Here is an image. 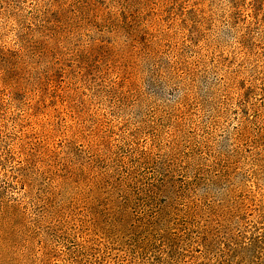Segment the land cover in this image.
Instances as JSON below:
<instances>
[{
  "label": "trees",
  "instance_id": "obj_1",
  "mask_svg": "<svg viewBox=\"0 0 264 264\" xmlns=\"http://www.w3.org/2000/svg\"><path fill=\"white\" fill-rule=\"evenodd\" d=\"M70 1L73 2L49 0V7L44 3L43 16L52 10L63 15ZM98 1L101 0H76L78 7L88 11L93 10ZM1 2L9 3L7 0ZM137 2L126 3L99 17L104 18L106 24L116 26L118 32L124 31L121 41L101 39L84 49V53L76 50L71 53L74 62L67 66L60 64L55 41L49 43L48 49L39 40L35 46L30 44L36 30L30 21L31 15L19 18L16 12H11L7 16L14 17L17 31H24L22 37L16 38L15 50H3L0 46V111L5 121L20 127L18 140L9 150L10 158L16 163H10L8 168L9 182L19 190L17 195L8 196L0 216L5 226L4 249L12 256L9 264H115L114 250L120 251L122 257L116 264H137L140 260L144 264H198L195 255L177 250L174 240L163 234L158 243L161 254L147 257L145 252L156 243V239H152L147 244L150 239L145 230L150 232L151 223L145 230L133 234L131 227L121 230L111 222L114 230H126L131 234L125 240L120 239L119 234L103 235L97 217L89 207L99 200L100 190L109 200L115 195L124 203L127 190L138 189L144 178L142 175L153 180L162 174V170L176 169L171 166L177 162L178 145L186 140L180 128L184 117L179 115L167 125L173 129L172 140L163 149L159 140L162 119L156 120L151 111H144L140 100L139 62L154 60L156 69L148 70L152 75H166L178 82L186 79L195 82L204 75L205 68L200 67L204 63L201 62L203 57L198 55L191 59L187 54L186 49L191 45L187 43L191 40L189 33L205 29L213 34L215 16L219 14L230 20L235 31L246 22L245 28L254 22L264 24V0ZM143 19L140 25L139 21ZM100 27L104 28L103 25ZM45 30L54 29L42 25L36 34ZM240 38L245 40L243 35ZM94 52L98 53L97 58ZM89 62L95 64V77L100 80L96 86H87L88 80L82 78ZM193 96L197 98L195 94ZM182 100L186 101L184 97ZM245 101L247 108L255 112L253 120L264 118V96L260 102L248 101V96ZM56 103L73 118L69 140L82 138L79 152L87 157L82 163L66 157L59 163L54 161L48 139L54 134H66L57 127L60 123L55 109L50 115L51 120L45 122L52 125L51 129L48 130L45 124H39L36 130L28 123L26 125L40 106L50 108ZM251 120L247 117V121ZM116 130L120 137L118 144H114ZM258 130L255 134L264 138V126H259ZM142 135L149 140L147 148L133 145L129 154L122 150L125 143L135 144ZM180 154L179 165L186 171L192 163L190 155L184 151ZM125 158H130L131 164ZM137 165L147 168V172L137 173ZM97 168L103 169L98 171ZM60 175L63 176L61 181L57 179ZM68 184L73 185V191L66 195L63 188ZM108 203L100 200L97 204ZM227 234L225 230L223 235ZM199 241L200 246L210 250L215 248L217 234L205 231ZM262 242L255 237L241 250H254ZM221 243L227 250H232L231 244ZM129 248H133L132 253ZM206 255L200 257L204 260Z\"/></svg>",
  "mask_w": 264,
  "mask_h": 264
},
{
  "label": "rangeland",
  "instance_id": "obj_2",
  "mask_svg": "<svg viewBox=\"0 0 264 264\" xmlns=\"http://www.w3.org/2000/svg\"><path fill=\"white\" fill-rule=\"evenodd\" d=\"M48 1L7 0L9 3L6 5L0 0V46H3V50H15L16 38L24 33L23 29L17 31L14 17L7 16L11 12H16L19 18L31 15L30 21L36 30L31 35L30 44L35 46L39 40L48 49L49 43L55 41L60 64L67 66L74 62L71 53L76 50L84 53V49L91 47L92 43H99L101 39L115 38L121 41L124 31L118 32L116 26L106 24L104 18L99 17L116 11L126 3H138V0H101L93 10L88 11L72 0L64 8L63 15L52 10L43 16V6L45 3L49 7ZM139 14L142 15L141 12ZM119 22L122 24L121 20ZM143 22L144 19L139 24ZM214 23L213 34L199 29L188 36L191 40H187V43L191 45L186 49L187 54L191 59L198 55L203 57L201 62L204 63L200 67L205 68V73L199 80L178 82L166 75H152L148 70L156 69L154 60L139 62L140 100L144 111H151L156 120L162 119L159 140L163 149L172 140L173 129L167 125L179 115L184 117L180 128L186 140L183 139L178 145V159L171 166L176 169L169 172L162 170V174L156 175L153 180L142 175L144 178L139 188L127 190L124 203L115 195L109 200L100 190L99 200H95L89 208L96 215L103 235L119 234L122 240L131 233L114 230L111 222L121 230L131 227L133 234L145 230L151 223L150 232L145 230L150 239L147 244L152 239H156V243L145 252L147 257L161 254L158 243H161L159 237L163 234L174 240L177 250L195 255L198 264H264V138H258L255 134L259 126H264V118L253 120L255 112L245 103L246 96L251 102H260L264 96V24L254 22L245 28L246 22L235 31L223 14L215 16ZM42 25L54 30L36 34ZM93 54L95 58L98 57L97 52ZM94 65L89 62L82 77L88 80L87 86H96L100 82L95 77ZM54 109L60 123L57 127L66 131V134H54L48 139L54 161L59 163L65 157L78 164L86 161L84 153L79 152L82 138L69 140L73 118L64 112L60 104H51L50 108L40 106L26 125L28 123L31 129L36 130L39 124L51 120ZM19 112L22 116V111ZM247 117L252 120L247 121ZM45 126L48 130L52 128L51 124ZM19 129L18 125L5 121L0 111V216L8 196L17 195L19 190L10 184L8 178L9 164L16 163L10 158L9 150L12 143L18 140ZM122 129L125 130L124 127ZM117 132L113 134L114 144L120 141ZM130 143H125L122 148L127 154L131 153L133 145L140 148L149 146L145 135L139 137L135 144ZM182 151L190 155L192 162L186 171L179 165ZM125 161L128 164L132 162L130 158H125ZM137 166V173L147 172L144 166ZM102 169L97 168L98 171ZM57 179L61 181L63 176ZM70 190L73 191L72 184L63 188L66 195ZM100 200L110 203L98 205ZM225 230L228 231L227 236L223 235ZM205 231L211 235L217 234V243L220 244H216L219 248L215 244V248L205 250L198 244ZM5 237V226L0 219V264H9L12 257L4 249ZM255 237L263 242L254 250L243 252L241 248ZM222 241L225 245L231 244L232 250L224 248ZM201 254H207L204 260ZM112 255L117 259L115 264L121 262L120 251L114 250ZM137 264L144 263L140 260Z\"/></svg>",
  "mask_w": 264,
  "mask_h": 264
}]
</instances>
